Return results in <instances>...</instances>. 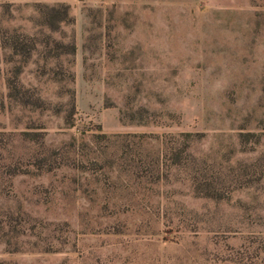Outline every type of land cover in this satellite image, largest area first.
Returning <instances> with one entry per match:
<instances>
[{"label": "rangeland", "instance_id": "obj_1", "mask_svg": "<svg viewBox=\"0 0 264 264\" xmlns=\"http://www.w3.org/2000/svg\"><path fill=\"white\" fill-rule=\"evenodd\" d=\"M0 264H264V0H0Z\"/></svg>", "mask_w": 264, "mask_h": 264}]
</instances>
